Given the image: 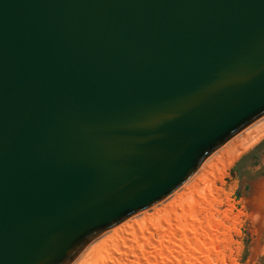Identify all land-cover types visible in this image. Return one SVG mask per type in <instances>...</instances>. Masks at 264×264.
I'll return each instance as SVG.
<instances>
[{
    "label": "water",
    "instance_id": "obj_1",
    "mask_svg": "<svg viewBox=\"0 0 264 264\" xmlns=\"http://www.w3.org/2000/svg\"><path fill=\"white\" fill-rule=\"evenodd\" d=\"M264 121V0H0V264H71ZM245 207L264 251V177Z\"/></svg>",
    "mask_w": 264,
    "mask_h": 264
},
{
    "label": "bare ground",
    "instance_id": "obj_2",
    "mask_svg": "<svg viewBox=\"0 0 264 264\" xmlns=\"http://www.w3.org/2000/svg\"><path fill=\"white\" fill-rule=\"evenodd\" d=\"M263 135H264V121L251 127L250 129L242 133L234 140L226 143L218 150H216L209 157V159L202 165V167L181 188H179L176 192H174L168 198L163 200L161 203L149 209L148 211L139 214L133 217L132 219L120 224L114 229L107 231L94 238L75 257V259L71 262V264H126V263L128 264L127 261L128 257L129 256L131 257L133 254H135L134 251L131 249L132 247L131 248L128 247L130 246L128 245V243L129 244L133 242L135 243L136 240L138 239L139 245L141 246L140 239H142V233L144 232L146 233L147 231V229L145 230L144 228L142 229L143 226L141 227V225L142 224L144 225L143 222H146L145 220H154V218H156L157 215L160 217L163 216L164 220L163 219L162 220L165 223L168 219H170L171 221L170 223L172 224V227L168 228L167 227L168 224H165L167 225L166 227L168 229L166 230L167 233H164V235L162 234V238L164 242L161 241L163 243L161 244V247H159L158 244H155L157 247L153 246L154 248L150 250V253H148L149 254L148 257L147 255L145 256L148 258L149 261L146 262H148V264H175L176 262H178L179 264L180 259L179 261L177 260L175 255L177 252L176 253L174 252V250L176 251V249H179L181 253L183 252L185 256V258L183 259L181 258L182 264H204L203 261L205 260L204 258L206 257L204 253H206L207 251H208L207 253H210L207 244L209 243L211 244L212 240L210 241V239L209 240L206 239L208 236H203V232H201V230L205 231V234L206 231L208 230L206 229L204 230V226L203 229L198 228L199 225H197V223L198 224L202 223V225H205L206 227L208 226L209 222L207 223L206 220L209 218L210 221V217H208L207 213H209L208 211L209 210L211 211L213 208L210 206L211 203L209 202V200L211 201L212 198H210L209 194L206 192L208 197L207 199L196 198L195 200V198H193L192 200L195 201L190 200L191 202L187 201V199L189 198V195L191 196V193H193V190L197 186L199 185L201 186V182H203V179H205L206 177L210 178L209 176L210 173L211 172L213 173V171H215L216 169L218 171V168H216L215 166L221 165L217 167L221 168L223 166L224 169L229 168L230 166L233 165L238 155L242 151H244L246 147H249L252 144H254ZM214 167L216 169L211 171ZM218 173L219 172H217V174ZM206 180L207 179H205L204 181ZM215 180H217V178ZM200 214H203L202 216H204L203 221H201L199 218L201 217ZM205 217L208 218L205 219ZM146 224L147 223H145L144 226H147ZM210 227L212 228L213 226H209V228L207 227V229L210 230L211 229ZM141 229L144 231H142ZM136 230H139L140 234H136L137 233ZM133 231H135L136 233ZM138 235H140V237ZM159 235L161 236V234ZM175 235H179L180 237L179 240H176L174 238ZM188 236L194 239L193 241L195 242L194 243L192 242L193 244L190 243L191 241L190 242L188 241L190 239V238L188 239ZM213 241L215 240L213 239ZM215 242L213 245H215ZM136 245H138L137 242ZM204 250L205 252L202 253ZM211 250H213V248Z\"/></svg>",
    "mask_w": 264,
    "mask_h": 264
},
{
    "label": "rangeland",
    "instance_id": "obj_3",
    "mask_svg": "<svg viewBox=\"0 0 264 264\" xmlns=\"http://www.w3.org/2000/svg\"><path fill=\"white\" fill-rule=\"evenodd\" d=\"M217 166L215 167L218 168V171L214 167L211 171L216 169L215 171H213V173H215L213 174L210 171V178L206 177V181H204L205 179H203V182H201V186H197L193 190V193H191V196L189 195V198L187 199V201H195L196 198L207 199V193L209 194V197L212 198L211 201L209 200V202L211 203L210 206L213 207L211 210L212 212L209 210V213H207L208 217H210V221L208 217H205V219L208 218L206 220L207 223L209 222L210 224H212L210 225L208 223L207 227L209 228V226H213V229L211 227L210 230L207 229V227L205 225H202V223H197L199 227L196 226L200 229H203L204 226V230L206 229L209 232L206 231L205 234V231L201 230V232H203V236H208L207 238H205L208 240L210 239V241L212 240L213 242H211V244H207L210 253H207V249L206 253H204L205 250L202 252L207 257H205V260L203 259L204 261H202L204 262V264H264V262L261 261V259L264 258V251H262L256 257L249 254L251 245L256 236V229L252 222V215L250 213V210L245 207V200L249 183L251 181L258 180L264 177V135L254 144L246 147L245 150L238 155L233 165L229 168L224 169L223 166L221 168ZM217 172H219V175L217 174ZM216 178L217 180H215ZM193 198H195V200H192ZM202 215L203 214H200L201 217H199L201 221L204 220V216ZM161 217L157 215L154 220H145L146 222H143L144 225L145 223H147V226H144L143 224L141 225V227L143 226L142 229H147V234L145 232L142 233V239H140L141 246L139 245L138 239L136 240L138 245H136V242L130 244L128 243V245L130 246H127L129 248L132 247L131 249L136 254H133L131 257L129 256L130 258L128 257V264H148V253H150V250L154 248L153 246L157 247L155 244H158V246L161 247V244H163L162 242H164L162 234L164 235V233H167L166 230L172 227L170 219H168L169 221L167 220L165 223L163 222L164 217ZM165 224H168V226ZM136 231L137 233L135 231L133 232H135L136 234H140L139 230ZM159 234H161V236ZM138 236L140 237V235ZM174 238L176 240H179L180 237L179 235H175ZM189 238L190 236H188V239ZM190 239L188 241H191L190 243L193 244L195 242L193 241L194 239H192V237ZM213 239L217 242L213 241ZM151 242L152 244H154L152 245ZM214 242L215 245H213ZM259 243L260 245H264V224L261 229ZM149 244H151L152 246ZM212 248L213 250H211ZM174 252L178 253L179 257L177 256V253L175 254L176 258L178 261L180 259L179 264H182L181 261L183 258H185L183 252L181 253L179 249H176V251L174 250ZM146 255L147 257H145ZM176 263L178 264V262Z\"/></svg>",
    "mask_w": 264,
    "mask_h": 264
},
{
    "label": "trees",
    "instance_id": "obj_4",
    "mask_svg": "<svg viewBox=\"0 0 264 264\" xmlns=\"http://www.w3.org/2000/svg\"><path fill=\"white\" fill-rule=\"evenodd\" d=\"M261 261L264 262V258H262Z\"/></svg>",
    "mask_w": 264,
    "mask_h": 264
}]
</instances>
